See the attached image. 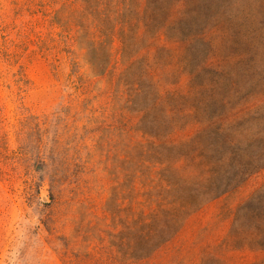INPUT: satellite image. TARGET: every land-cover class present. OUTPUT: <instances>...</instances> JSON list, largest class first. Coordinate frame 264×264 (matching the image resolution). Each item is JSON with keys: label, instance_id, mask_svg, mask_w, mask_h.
Segmentation results:
<instances>
[{"label": "rangeland", "instance_id": "374dc122", "mask_svg": "<svg viewBox=\"0 0 264 264\" xmlns=\"http://www.w3.org/2000/svg\"><path fill=\"white\" fill-rule=\"evenodd\" d=\"M43 2L0 0V264H264V0L172 1L215 47L216 55L204 47L211 59L200 78L208 102L202 183L230 192L186 216L142 260L113 245L122 237L105 218L108 177L92 176L79 203L50 198L36 124L76 96L68 64L45 50L55 30Z\"/></svg>", "mask_w": 264, "mask_h": 264}, {"label": "trees", "instance_id": "16d2710c", "mask_svg": "<svg viewBox=\"0 0 264 264\" xmlns=\"http://www.w3.org/2000/svg\"><path fill=\"white\" fill-rule=\"evenodd\" d=\"M172 1L42 5L55 30L49 35L54 45L45 50L68 64V88L76 96L36 124L50 198L79 203L92 176L108 177L113 209L105 218L122 237L113 245L132 248L136 260L170 242L206 201L230 192H210L202 183L208 102L200 78L215 47L205 33L186 27Z\"/></svg>", "mask_w": 264, "mask_h": 264}]
</instances>
